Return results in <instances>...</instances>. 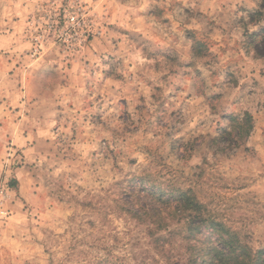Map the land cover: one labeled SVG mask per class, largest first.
Wrapping results in <instances>:
<instances>
[{
    "label": "clouds",
    "instance_id": "1",
    "mask_svg": "<svg viewBox=\"0 0 264 264\" xmlns=\"http://www.w3.org/2000/svg\"><path fill=\"white\" fill-rule=\"evenodd\" d=\"M0 264H264V0H0Z\"/></svg>",
    "mask_w": 264,
    "mask_h": 264
}]
</instances>
